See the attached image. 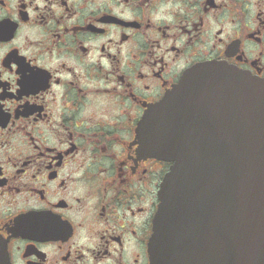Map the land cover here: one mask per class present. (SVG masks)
<instances>
[{
	"label": "flooded vegetation",
	"instance_id": "af4514ba",
	"mask_svg": "<svg viewBox=\"0 0 264 264\" xmlns=\"http://www.w3.org/2000/svg\"><path fill=\"white\" fill-rule=\"evenodd\" d=\"M205 62L264 79V0H0L1 263L151 264L140 122Z\"/></svg>",
	"mask_w": 264,
	"mask_h": 264
},
{
	"label": "water",
	"instance_id": "95a60500",
	"mask_svg": "<svg viewBox=\"0 0 264 264\" xmlns=\"http://www.w3.org/2000/svg\"><path fill=\"white\" fill-rule=\"evenodd\" d=\"M188 75L174 103L140 123L142 151L173 161L158 194L151 264H264V80L211 63ZM228 77L238 91L225 107L240 110L241 132L220 140L217 85Z\"/></svg>",
	"mask_w": 264,
	"mask_h": 264
}]
</instances>
